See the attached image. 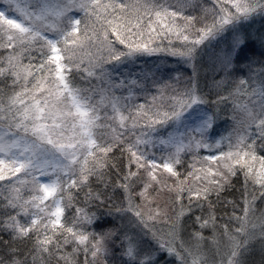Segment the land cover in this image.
Listing matches in <instances>:
<instances>
[{
  "label": "snow or ice",
  "instance_id": "1",
  "mask_svg": "<svg viewBox=\"0 0 264 264\" xmlns=\"http://www.w3.org/2000/svg\"><path fill=\"white\" fill-rule=\"evenodd\" d=\"M257 19L264 0H0V264H264Z\"/></svg>",
  "mask_w": 264,
  "mask_h": 264
},
{
  "label": "trees",
  "instance_id": "2",
  "mask_svg": "<svg viewBox=\"0 0 264 264\" xmlns=\"http://www.w3.org/2000/svg\"><path fill=\"white\" fill-rule=\"evenodd\" d=\"M204 2H205V6H207L210 3V0H204ZM174 43H178V42L174 41ZM165 44H167V42H165ZM160 58L165 60L167 64L171 67L183 68V65L179 62L178 56L174 57V56H169V55L162 53L160 54ZM151 59H156V57H153ZM241 184H242V178L239 182L236 183V189H240ZM236 189H232L229 192H226L225 196L228 199H232L233 197L239 199V192H237ZM251 259L254 261V264H259V260H260L259 252H255L253 256L251 257Z\"/></svg>",
  "mask_w": 264,
  "mask_h": 264
},
{
  "label": "rangeland",
  "instance_id": "3",
  "mask_svg": "<svg viewBox=\"0 0 264 264\" xmlns=\"http://www.w3.org/2000/svg\"><path fill=\"white\" fill-rule=\"evenodd\" d=\"M264 28V21L257 19L251 26V28L248 29L250 33H252L254 36L259 35L260 31Z\"/></svg>",
  "mask_w": 264,
  "mask_h": 264
}]
</instances>
